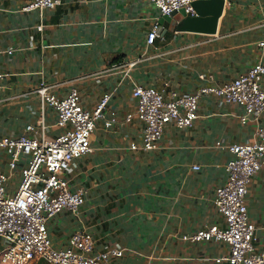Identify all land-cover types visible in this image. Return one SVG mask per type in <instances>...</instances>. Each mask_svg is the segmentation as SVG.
I'll list each match as a JSON object with an SVG mask.
<instances>
[{
    "label": "crops",
    "instance_id": "obj_1",
    "mask_svg": "<svg viewBox=\"0 0 264 264\" xmlns=\"http://www.w3.org/2000/svg\"><path fill=\"white\" fill-rule=\"evenodd\" d=\"M27 2L0 0V72L5 74L0 137L20 136L28 125L48 140L63 132L55 108L36 92L42 82L55 85L58 97L78 88L87 109L111 92L105 117L112 111L119 116L111 128L97 122L91 152L71 166V184L86 190V200L77 214L63 210L51 219L53 244L64 248L75 231L85 229L93 233L98 251L107 245L125 249L113 264H228L214 260L230 252L227 244L181 237L223 224L214 196L227 179L225 166L232 157L227 147L251 141L255 125L241 123V106L205 94L191 127L170 123L158 148L143 151L130 148L141 141L143 123L125 117L137 109L135 84L165 88L166 96L192 93L264 63V0H227L214 35L178 30L181 15L175 14L164 22V38L153 45L146 44V35L160 15L147 0H61L54 9L25 11ZM134 61L132 67L110 69L114 62ZM28 160L22 155L10 170L9 156L0 148V171L11 174V192ZM247 205L251 219L262 226L264 163L252 180ZM255 244L264 251L262 231Z\"/></svg>",
    "mask_w": 264,
    "mask_h": 264
},
{
    "label": "built area",
    "instance_id": "obj_2",
    "mask_svg": "<svg viewBox=\"0 0 264 264\" xmlns=\"http://www.w3.org/2000/svg\"><path fill=\"white\" fill-rule=\"evenodd\" d=\"M147 1L154 4L161 16L181 9L194 15L193 3L197 0ZM59 4L61 0H28L23 9H54ZM158 28L159 23L155 21L146 35L147 45H153L161 36ZM260 45L264 46V39ZM134 65L135 61L114 62L110 69ZM4 76L0 72V79ZM263 78L264 63L258 62L228 83L203 86L192 93L171 91L166 96L165 88L138 84L132 89L137 109L128 113L125 120L130 122L137 118L143 123L142 139L130 145L132 150L157 149L170 123L179 128L191 127L199 117V102L205 94L212 93L227 103L241 106L243 112L238 115L241 123L255 125L251 141L227 147L232 153L225 166L227 179L216 189L214 196L215 207L224 218L223 224L206 225L181 237L192 243L216 241L227 244L230 252L216 257V263L264 264V251L258 250L255 244L259 231L264 233V224L256 225L247 205L252 180L264 163ZM54 86L42 82L36 92L44 103L55 108L57 126L64 129L61 134L48 140L42 130L28 125L20 136L0 137V148L9 156L10 170L16 169L22 155L29 156L15 192L9 190L11 174L0 171V264H38L39 260L45 264H113L115 258L124 255V248L107 245L98 251L93 233L85 229L75 231L67 246L58 248L50 238L48 223L61 211L77 214L84 205L86 190L73 188L68 172L76 160L91 152L97 122L104 120L105 127L111 128L119 122V116L112 111L108 118L105 117L111 92H105L94 109H87L78 88L72 87L66 96L58 97L52 91Z\"/></svg>",
    "mask_w": 264,
    "mask_h": 264
},
{
    "label": "water",
    "instance_id": "obj_3",
    "mask_svg": "<svg viewBox=\"0 0 264 264\" xmlns=\"http://www.w3.org/2000/svg\"><path fill=\"white\" fill-rule=\"evenodd\" d=\"M195 14L188 15L184 9L175 11L170 15H161L158 23V32L165 34L163 27L165 21H170L175 14H180L176 27L182 31L202 32L210 35L217 33L219 18L222 16L225 0H197L193 3Z\"/></svg>",
    "mask_w": 264,
    "mask_h": 264
},
{
    "label": "rangeland",
    "instance_id": "obj_4",
    "mask_svg": "<svg viewBox=\"0 0 264 264\" xmlns=\"http://www.w3.org/2000/svg\"><path fill=\"white\" fill-rule=\"evenodd\" d=\"M150 3V2H149ZM151 4V8L152 9H156V7L154 6V4L150 3ZM175 23V22H174Z\"/></svg>",
    "mask_w": 264,
    "mask_h": 264
}]
</instances>
